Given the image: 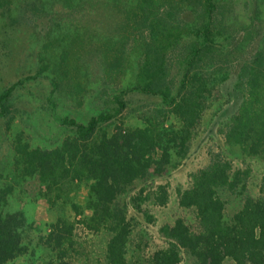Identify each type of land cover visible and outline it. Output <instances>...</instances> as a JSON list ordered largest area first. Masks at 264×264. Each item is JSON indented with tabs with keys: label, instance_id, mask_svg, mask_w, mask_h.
<instances>
[{
	"label": "rangeland",
	"instance_id": "obj_1",
	"mask_svg": "<svg viewBox=\"0 0 264 264\" xmlns=\"http://www.w3.org/2000/svg\"><path fill=\"white\" fill-rule=\"evenodd\" d=\"M196 1L181 0L179 7L184 3L194 6ZM212 2L221 21L216 31L221 55L217 63L227 62L226 67L235 72L258 51L264 52V0ZM133 4V0H0V95L13 87L5 102L6 116L0 117V187L11 190L4 212H22L28 221L24 231L28 252L10 264H47L55 259V253L41 239L59 219L75 224L68 254L71 264H108L112 233L107 229L88 232L78 222L90 215L86 208L89 186L67 180L63 197L54 200L53 191V204L48 202L38 178L23 177L15 168L14 148L21 141L31 148L53 150L72 133L60 119L86 123L100 113H113V96L122 95L136 78V52L143 44L139 36L143 27L126 26ZM118 40L121 46L115 44ZM114 45L118 51L113 53ZM107 58H114V62L107 65ZM176 77L174 69L170 79ZM233 95L228 86L215 94L188 151L174 156L165 174L135 183L119 198L131 227L127 264H153L154 253L168 247L161 228L178 219L195 222L194 210L179 206L177 192L190 188L195 175L214 160L241 173L237 192H220L226 221L241 210L246 197L261 194L264 159L245 155L225 140L236 107L231 105ZM123 100L127 108L107 125L110 132L115 123L140 127L148 119L159 126L178 125L159 98L129 93ZM160 187L168 193L165 206L155 203ZM191 262L182 255L180 264ZM224 264L234 263L227 259Z\"/></svg>",
	"mask_w": 264,
	"mask_h": 264
},
{
	"label": "trees",
	"instance_id": "obj_2",
	"mask_svg": "<svg viewBox=\"0 0 264 264\" xmlns=\"http://www.w3.org/2000/svg\"><path fill=\"white\" fill-rule=\"evenodd\" d=\"M133 1L126 26L143 27L139 33L143 44L136 52V78L122 95L113 96V113H100L86 123L60 119L72 133L53 150L31 148L21 141L14 148L15 168L23 177L38 178L48 202L52 203L53 191L54 200L63 197L67 180L89 186L86 208L90 215L78 222L88 232L107 229L112 233L108 264H127L131 227L119 198L135 183L161 177L174 156L188 151L215 94L226 86L235 94L230 96L231 105L236 104L226 127V142L245 155L264 159V52L258 51L232 72L227 62L217 63L221 55L216 31L221 21L212 0L181 7V0ZM115 44L121 46V40ZM116 45L111 48L113 53L118 51ZM106 61L111 65L114 58ZM174 69L178 79H170ZM12 90L0 95V117L6 116L5 102ZM129 93L159 98L178 125L159 126L148 119L140 127L115 123L112 132L108 131L107 125L127 108L123 96ZM240 182L241 173L221 160L200 170L190 188L177 192L179 206L194 210L195 222L178 219L163 226L160 232L168 247L154 253L153 264H180L183 254L192 259L190 264H224L227 259L234 264H264V179L261 194L246 197L241 210L225 220L220 192L235 193ZM10 196V189L0 187V264H10L28 252L26 216L4 212ZM167 202L168 193L160 187L155 203L165 206ZM74 232L75 224L64 219L50 226L41 242L56 257L47 264H71L68 254Z\"/></svg>",
	"mask_w": 264,
	"mask_h": 264
}]
</instances>
